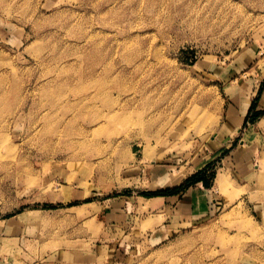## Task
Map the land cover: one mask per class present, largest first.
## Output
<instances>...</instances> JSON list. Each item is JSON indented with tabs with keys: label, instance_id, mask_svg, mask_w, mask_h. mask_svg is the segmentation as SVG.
Segmentation results:
<instances>
[{
	"label": "rangeland",
	"instance_id": "1",
	"mask_svg": "<svg viewBox=\"0 0 264 264\" xmlns=\"http://www.w3.org/2000/svg\"><path fill=\"white\" fill-rule=\"evenodd\" d=\"M263 58L264 0H0V264H264Z\"/></svg>",
	"mask_w": 264,
	"mask_h": 264
},
{
	"label": "crops",
	"instance_id": "2",
	"mask_svg": "<svg viewBox=\"0 0 264 264\" xmlns=\"http://www.w3.org/2000/svg\"><path fill=\"white\" fill-rule=\"evenodd\" d=\"M264 60L261 59L260 61V67H261V75L262 78H264V62L262 61ZM262 78H260L257 82L256 85L253 86V90L251 92V95L248 96L244 102H243V110L241 113V116H239V118L237 120L233 119H229L226 123H224V125L221 127L220 133L222 134V138L228 136V134H231L232 131H236L240 124L243 121L244 116L246 115V112L248 110V107L250 106L251 102H252V98L256 97V93H258V91L260 89L261 93L259 95L258 101H257V106H256V111H261L263 114L257 119L256 123L254 124V126L252 127V132L251 134V138L244 139V145L242 147H246L245 149H240V150H236L234 151V157L239 158L240 162L235 163V165H231V168L235 169V172H242L243 169H241L242 167H245L247 165V163L249 161H251L252 157H256L257 154L261 153L264 149V84L262 85V83L264 82L262 80ZM237 95H235L237 98H239V91H237ZM240 99V98H239ZM232 117V115L230 116ZM232 130V131H231ZM239 147V146H238ZM241 147V146H240ZM244 160V161H243ZM208 161H206L207 163ZM206 163H204L203 165H205ZM202 167V166H201ZM200 167V168H201ZM199 169V168H198ZM219 177H223V175H219ZM217 178V177H216ZM190 197H187L189 200V204L192 207L191 210V214L193 215L192 217H194L192 223H194L195 219L199 218V220H201L204 215V207H203V203L205 201H199L197 197H193V196H198L195 193H190ZM156 199H162V198H154V200ZM189 206V207H190ZM187 205L184 204V208H186ZM75 207H71L68 209H72ZM201 212V214H199ZM187 220V217H186ZM52 256V255H51ZM88 255L86 253H78V251H76V249H71L67 252H65L63 255L56 257L55 255L51 257H48L47 259H44L41 262H37V263H26V264H90V260H87ZM25 264V263H22Z\"/></svg>",
	"mask_w": 264,
	"mask_h": 264
},
{
	"label": "trees",
	"instance_id": "3",
	"mask_svg": "<svg viewBox=\"0 0 264 264\" xmlns=\"http://www.w3.org/2000/svg\"><path fill=\"white\" fill-rule=\"evenodd\" d=\"M263 84H264V82L262 83V85ZM261 90L262 89H260L258 91L257 97L251 103V106H250L249 111L250 110H255V108L257 106V101H258L259 95L261 93ZM262 114L263 113L261 111H255L252 114L251 120L253 121V120L258 119ZM204 171H205V169L202 170V171L196 172L191 177H189L188 179H186L184 181V183L182 185L178 186V187L171 188V189H165V190H161V191H156V192H151V193H146L143 196L146 197V198H152V197H165V196H169V195H174V194H177V192L180 189H182L183 186L192 185V184H196V183H201V184H203V186H205L206 188H208L209 187L208 182H206L205 179L202 177V175L204 174ZM212 176H213V174H212ZM44 208L54 209L56 207L55 206L46 205V206H44Z\"/></svg>",
	"mask_w": 264,
	"mask_h": 264
},
{
	"label": "bare ground",
	"instance_id": "4",
	"mask_svg": "<svg viewBox=\"0 0 264 264\" xmlns=\"http://www.w3.org/2000/svg\"><path fill=\"white\" fill-rule=\"evenodd\" d=\"M142 60V59H141ZM143 63V62H142ZM144 64V63H143ZM131 65V64H130ZM138 65H136V67H137ZM135 67V68H136ZM91 74V73H90ZM91 79H93V78H91ZM134 91V90H133ZM138 91V90H137ZM144 91H145V89H144ZM138 94V93H137ZM139 96V95H138ZM137 99V98H136ZM139 100V99H138ZM143 101V100H142ZM145 102V101H144ZM127 104V103H126ZM123 107H125L124 105H123ZM128 108V107H127ZM120 109V108H119ZM122 111H123V109H121ZM125 111V110H124ZM108 119H114L113 117L112 118H110V117H107ZM222 181V179H221V177H219V179H218V182H221ZM222 183V182H221Z\"/></svg>",
	"mask_w": 264,
	"mask_h": 264
}]
</instances>
